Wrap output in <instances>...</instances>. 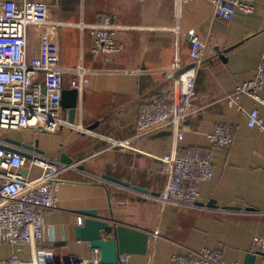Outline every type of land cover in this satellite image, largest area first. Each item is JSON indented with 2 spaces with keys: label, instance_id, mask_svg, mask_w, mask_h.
I'll return each mask as SVG.
<instances>
[{
  "label": "crops",
  "instance_id": "1",
  "mask_svg": "<svg viewBox=\"0 0 264 264\" xmlns=\"http://www.w3.org/2000/svg\"><path fill=\"white\" fill-rule=\"evenodd\" d=\"M6 1L25 0H0V12ZM27 1L46 4L50 20L28 26L27 56L37 54L40 37L47 33L58 44L64 88H73L79 70L84 71L74 125L90 131L71 126L53 134L0 130L3 142L37 141L45 156L60 162L64 153L75 165L61 172L56 207L44 214L40 247L51 251L53 264H66L70 257L88 263L98 260V251L89 242L75 238L80 210H96L100 219L149 233L147 252L128 255L130 264H171L174 256L206 249L219 251L226 264H244L247 253L255 254L252 264H264L262 253L252 246L254 236L264 237V134L246 121L254 108L264 116V104L245 94L232 105L221 99L264 67V0H256L251 13L237 11L231 20L217 18L208 0L180 7L176 0ZM105 17L121 26L113 37L124 49L93 54L89 28ZM56 19L63 24H54ZM189 32L206 43L195 77L197 111L186 119L179 141L169 126L137 134V117L153 94L171 85L174 66L192 63ZM258 95L264 101V88ZM220 123L232 127L233 139L228 147L211 149L214 174L199 182L198 203L193 207L163 203L158 196L167 178L151 155L160 156L175 146L208 148L207 136ZM109 138L129 139L140 151L112 147ZM103 174L147 193L116 186ZM210 201L216 207L208 206ZM101 236L112 238L103 232ZM12 252L31 264L30 246L0 242V260Z\"/></svg>",
  "mask_w": 264,
  "mask_h": 264
},
{
  "label": "built area",
  "instance_id": "2",
  "mask_svg": "<svg viewBox=\"0 0 264 264\" xmlns=\"http://www.w3.org/2000/svg\"><path fill=\"white\" fill-rule=\"evenodd\" d=\"M194 0H176L177 7ZM214 6L217 18L231 20L237 11L251 13L256 0H208ZM49 9L41 2L6 1L0 12V130H30L38 133H56L63 126L76 127L82 132L90 131L80 125H70L61 115V92L64 88L58 44L47 33L39 40L35 56L28 57L27 28L29 25L49 23ZM61 26L59 19L53 21ZM84 28V27H83ZM81 27V29H83ZM105 17L101 22L91 25L93 54L121 52L123 44L114 39L120 29ZM175 29V28H174ZM192 67L178 76H172L183 68L175 65L171 70V85L158 94H153L137 117V134L151 128L171 127L176 141L182 139L186 119L197 110L194 106L196 70L203 63L206 43L194 33L188 34ZM83 70L72 87L79 88L83 80ZM41 75L39 79L38 75ZM264 88V67L259 66L250 80L238 84L234 91L221 99L228 105L245 94L264 104L258 92ZM247 126L256 128L264 134V116L254 108L247 112ZM208 148L184 149L175 146L169 152L155 157L160 171L166 175V184L158 198L163 203L193 207L199 199V182L212 179L214 164L211 149L228 147L233 139L232 127L228 124L215 125L207 136ZM112 147L122 151H140L131 140L108 139ZM6 143L0 139V242L9 245H28L33 249L31 264H53L51 251L40 247L43 242L45 212L56 207L57 191L63 182L61 172L75 165H65L56 159L30 152L27 159L19 153L3 148ZM21 150V149H19ZM38 173H34V169ZM81 225L82 217L76 218ZM252 246L264 258V237L254 236ZM0 264H24L16 252ZM62 264V263H61ZM66 264L91 263L70 257ZM116 264H130L128 255H121ZM171 264H226L222 254L214 250L188 252L187 255L174 256Z\"/></svg>",
  "mask_w": 264,
  "mask_h": 264
},
{
  "label": "water",
  "instance_id": "3",
  "mask_svg": "<svg viewBox=\"0 0 264 264\" xmlns=\"http://www.w3.org/2000/svg\"><path fill=\"white\" fill-rule=\"evenodd\" d=\"M191 67L192 64H189L188 66L177 70L172 76H178ZM77 99V88H63L60 100L61 110L63 112L62 117L66 119L70 125L75 123L78 103ZM93 127L94 126H90L89 129H93ZM5 143L9 145L7 146L5 144L3 146L5 150L19 153L27 159L31 158L30 152L43 154V151L38 148L37 141L26 143L20 140L5 138ZM60 162L69 165L72 163V159L63 153L60 156ZM102 178L112 182L116 186L123 188L131 187L132 190L147 193V189L135 185L131 186L128 182H124L117 178L105 174L102 175ZM207 205L216 207L212 201ZM223 209L230 211L241 210L238 206H224ZM246 211H251V209L246 208ZM79 213L82 214L81 216L83 217V220L81 225L74 228L75 238L77 240L89 242L90 247L98 251L99 264H116L121 255H143L147 252L149 241L148 232L125 226L123 224H113L111 220L100 219L97 216L96 210H80ZM101 232L106 235H111L112 238L102 237ZM254 259V253H247L244 264H252ZM80 260L81 259H79V261Z\"/></svg>",
  "mask_w": 264,
  "mask_h": 264
}]
</instances>
